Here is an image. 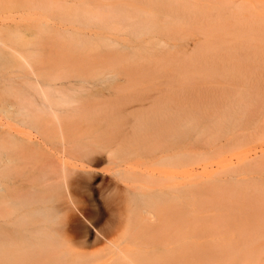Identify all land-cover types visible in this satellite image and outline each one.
<instances>
[{
  "label": "bare ground",
  "instance_id": "bare-ground-1",
  "mask_svg": "<svg viewBox=\"0 0 264 264\" xmlns=\"http://www.w3.org/2000/svg\"><path fill=\"white\" fill-rule=\"evenodd\" d=\"M6 29L0 62L21 70L0 69V264L257 262L264 152L197 182L178 165L258 122L264 58L208 93L220 111L205 119L167 75L50 73L34 43L10 28L2 39Z\"/></svg>",
  "mask_w": 264,
  "mask_h": 264
},
{
  "label": "rangeland",
  "instance_id": "rangeland-1",
  "mask_svg": "<svg viewBox=\"0 0 264 264\" xmlns=\"http://www.w3.org/2000/svg\"><path fill=\"white\" fill-rule=\"evenodd\" d=\"M0 26L8 33L2 39L12 30L34 43L43 71L167 75L177 85L181 106L197 104L193 114L205 119L220 111L208 93L236 82L240 62L247 66L264 58V0H0ZM0 69L12 78L21 70L1 62ZM13 87L10 80L5 90ZM253 107L258 108L255 125L220 141L215 135L181 159L179 176L187 180L196 174L197 182L221 166L264 152V100ZM258 250L255 264H264Z\"/></svg>",
  "mask_w": 264,
  "mask_h": 264
}]
</instances>
